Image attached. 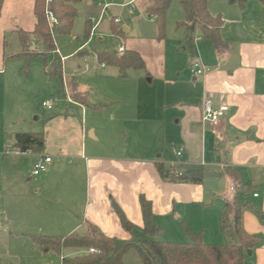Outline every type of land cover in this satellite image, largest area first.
I'll return each mask as SVG.
<instances>
[{"label": "crops", "instance_id": "crops-1", "mask_svg": "<svg viewBox=\"0 0 264 264\" xmlns=\"http://www.w3.org/2000/svg\"><path fill=\"white\" fill-rule=\"evenodd\" d=\"M6 2L3 0L1 18ZM14 2L22 16L9 30L16 35L17 29L32 31L33 1ZM132 3L137 0L120 6ZM111 4L104 3L102 9ZM138 5L145 13L144 1ZM207 8L211 15L222 17L219 33L226 45L215 48L195 30L188 46L182 26L184 46L191 52L182 68H177L176 55L164 34L158 36L156 31L148 37L135 31L130 35L131 27L115 23L113 17L111 39H122L125 51L137 52L143 68H130L121 75L117 67L97 59V52L110 50L94 48L97 64L90 72V85L74 78L67 88L72 102L66 100L40 132L42 150L13 148L15 133L33 131L9 132L6 122L12 121L0 122V264H62L65 258L88 252L87 248L41 246L33 239L38 235L65 237L87 233L95 226L107 237L129 239L139 232L123 228L114 204L139 229L143 226L141 196L150 202L152 222L160 231L175 214L193 232H202L207 243L219 244L218 237L224 239L221 213L225 210L232 223L240 188L245 189L241 198L250 205L243 211L244 229L258 238L248 261L264 264V5L260 0H248L240 8L228 0H208ZM145 15L154 23L153 17ZM85 25L92 26L87 17L78 26L75 23L70 38L79 40ZM114 25L123 34L114 35ZM95 30L76 48L83 58L89 55L85 47ZM102 39L97 37L96 43L101 44ZM2 46H6L5 40ZM56 49L53 59L62 73V63L72 52L62 54L61 61ZM110 52L116 53L115 48ZM10 53L14 52L0 56L2 66L5 60L14 59L5 56ZM193 59L208 70L201 75L191 73ZM44 67L46 70L45 62ZM207 97L214 106L228 105L214 125L201 121V103ZM42 156H51V162L45 172L34 175V163ZM184 165L201 167L202 181L164 178L159 170L163 166L181 171ZM127 253L121 264H142L137 252L128 257Z\"/></svg>", "mask_w": 264, "mask_h": 264}, {"label": "trees", "instance_id": "trees-1", "mask_svg": "<svg viewBox=\"0 0 264 264\" xmlns=\"http://www.w3.org/2000/svg\"><path fill=\"white\" fill-rule=\"evenodd\" d=\"M35 24L32 31L17 29L20 49L14 53L5 55L7 58L23 57L26 67L30 61L37 57L44 58L46 70L50 75L59 76L62 79L61 68L56 59L49 60V56L55 50L56 37H70L75 33L77 16L76 4L83 0H50V9L58 20L54 33L52 34L45 19V0H32ZM144 11L149 17H153L158 36H163L166 12L173 1H178L185 13L186 22L180 26L186 29V44L191 46L194 41L193 33L199 30L202 39L209 41L215 48L226 45L219 33L223 23L220 15L213 16L207 8L208 0H143ZM248 0H228L230 4H237L243 8ZM264 5V0H260ZM3 0H0V11ZM91 27L85 25L81 36L83 41L89 38ZM112 33L116 36L123 34V29L114 25ZM55 35V36H54ZM35 41L36 46H32ZM100 63L115 66L121 75H125L127 69H142L144 64L135 51H125L121 55L107 50L96 53ZM79 98V94H76ZM44 147V136L40 132H17L14 135L13 148L20 151H40ZM161 175L168 178L173 167L165 170L159 168ZM182 175L178 178L182 181L200 183L203 179V169L195 165H184ZM240 198H236L233 204L232 223H228L226 211L221 213L220 228L228 241L213 244L204 240L202 232H193L186 222H182L181 228L185 231L187 242L162 241L156 238L160 227L152 222L151 205L143 196L140 197L143 226L136 228L129 222L114 204L120 222L124 229L139 233L132 234L129 239L107 237L98 228L90 226L89 231L84 234L72 233L65 237H52L38 235L33 239L48 248L60 250L62 247L71 246L87 248L88 252L63 259L62 264H121L123 256L129 250L134 249L139 254L142 264H251L248 257L252 256L258 238L246 232L243 226L242 215L245 209L250 208L241 197L245 189L240 188ZM94 251L90 252L89 249Z\"/></svg>", "mask_w": 264, "mask_h": 264}, {"label": "rangeland", "instance_id": "rangeland-1", "mask_svg": "<svg viewBox=\"0 0 264 264\" xmlns=\"http://www.w3.org/2000/svg\"><path fill=\"white\" fill-rule=\"evenodd\" d=\"M127 1L129 0H83L76 4L77 26L86 17L87 19L92 17L95 20L100 15L103 17L97 28H95L92 41L86 43L87 46L85 48L89 52L86 58H83L82 54L77 53L78 50H76L79 43L83 41L82 36L79 40H76L70 37L60 38L54 35L56 45L61 49V56L62 54L69 55L72 52L62 63V81L59 79V76H51L46 73L44 60L41 56L33 58L28 67L25 66V61L21 58L7 59L5 60V66L0 64V69H4V73H0V122L5 119L12 121L10 123L6 122L7 126H9L7 128L9 132L12 130L43 132L47 119L58 113V111L64 108L62 105L67 103L64 88L69 89L74 78L79 83L90 85V72L96 68L97 64L94 48L99 50L103 47L113 51L119 44V40L113 41L110 36L109 25L113 17L118 18L121 25H129L131 27L132 31L130 35L138 31L144 36H155V24L149 21L145 13L141 11L140 5H138L140 0L131 5L120 6V3ZM107 2L112 4L107 9H102L104 8L103 4ZM5 6L6 11L4 16L0 17V56H2L3 52H16L20 49L18 36L9 30V26L13 23L19 24L17 20H21L22 14L17 10L14 0H7ZM23 14L27 22L28 12L25 9ZM185 22L186 17L181 4L178 1H173L166 12L164 38L167 40V45L172 47L176 55L175 64L177 68H182L183 62L185 67L191 56L190 50L185 48L182 39L184 29L180 24ZM99 36L104 41L101 44L96 43ZM3 40H5L6 46H2ZM57 47L55 46V49ZM54 56V54H51L49 60L51 61ZM45 101H51L52 109L42 106V103ZM76 115L78 116L79 114ZM193 216H196V213ZM172 218L174 219H170L167 228L160 231L156 238L162 241L187 242L189 239L179 224V222L182 224L183 219L175 218V214L172 215ZM185 222L187 223V221ZM192 223L196 228V218ZM218 239L220 242L217 243L228 241L227 237L224 236L223 239L221 235ZM136 252L134 249H131L126 256L136 254ZM52 254H54L53 251L51 252Z\"/></svg>", "mask_w": 264, "mask_h": 264}, {"label": "built area", "instance_id": "built-area-1", "mask_svg": "<svg viewBox=\"0 0 264 264\" xmlns=\"http://www.w3.org/2000/svg\"><path fill=\"white\" fill-rule=\"evenodd\" d=\"M50 5V0H45V19L47 22V25L51 31V33H54V30L56 28V26L58 25V20L57 17L55 16V14L53 13V11L50 9L49 7ZM103 16H99L98 19H94V18H88V21L90 23H92L91 26V30H90V34L92 35L93 31L95 30V28L97 27V25L100 23V21L102 20ZM114 22L118 23L119 19L118 18H114L113 19ZM119 40V44L116 46L115 51L117 54H123L125 52V47L123 44L122 39H118ZM56 52L60 55L58 49H56ZM65 57L60 56V60H64ZM189 70L191 73L195 74V75H201L204 74L208 69L203 66L198 60L193 59L190 61L189 64ZM65 94H66V100L69 102H72V98H71V93L70 91L65 87L64 88ZM42 106L50 109L52 107V103L51 101H45L42 103ZM228 110V105L225 102H222L220 104H218L217 106H214L212 100L210 98H204L202 103H201V121L204 123H209V124H217L220 119L225 115L226 111ZM181 153V150H179L177 152V154L179 155ZM51 162V156H42L40 157L33 166V174L34 175H38L42 172H45L47 170V166L48 164ZM182 175L181 171H177V170H171L169 176L171 178H179ZM256 195V194H254ZM90 252H93L94 249L90 248L89 249Z\"/></svg>", "mask_w": 264, "mask_h": 264}]
</instances>
